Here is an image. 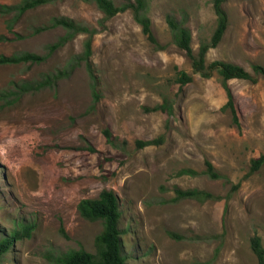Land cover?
<instances>
[{
  "label": "rangeland",
  "instance_id": "rangeland-1",
  "mask_svg": "<svg viewBox=\"0 0 264 264\" xmlns=\"http://www.w3.org/2000/svg\"><path fill=\"white\" fill-rule=\"evenodd\" d=\"M23 1L0 0V8ZM146 2L155 44L132 9L106 19L95 3L58 0L15 22L14 12L0 9V57L44 58L0 64V240L17 224L34 228L0 264H55L53 257L81 248L96 254L102 224L83 219L77 205L103 190L119 200L126 264H258L250 240L257 235L264 247V165L252 174L250 167L264 155V78L252 65L264 67V0H227L228 29L205 55L206 65L230 62L256 77V83L227 82L239 127L224 109L221 75L195 73L166 23L168 15L184 23L198 57L216 29L213 0ZM56 17L95 31L90 64L96 84L78 61L88 34L50 52L66 35L51 27ZM62 72L68 75L53 78ZM183 72L192 81L180 86ZM164 102L169 114L151 111ZM206 160L228 184L204 174ZM176 188L213 198L174 203Z\"/></svg>",
  "mask_w": 264,
  "mask_h": 264
},
{
  "label": "trees",
  "instance_id": "trees-1",
  "mask_svg": "<svg viewBox=\"0 0 264 264\" xmlns=\"http://www.w3.org/2000/svg\"><path fill=\"white\" fill-rule=\"evenodd\" d=\"M58 0H24L21 5L18 6H2L0 9L3 13L10 14L14 12V18L12 21H17L26 11L39 7L41 5L54 3ZM85 3H95L98 8L104 13L106 19L112 18L120 12L126 11L127 9H132L134 11L135 17L138 23L142 26L144 34L148 37L151 43H156L154 37L150 30V20L144 14L146 8V0H135L134 4H128L125 6H115L111 0H81ZM227 0H213V9L215 16L217 18L216 29L212 35L211 43L209 45L200 46V51L198 57L193 55L192 49L190 47L191 36L187 28L184 27L182 21H177L174 17L168 15L166 17V23L169 28L178 35V46L186 53V55L192 61V68L195 73H198L202 77H211L214 71L222 77L223 85L227 92L228 101L224 105V109H230L232 112L233 122L239 127L237 113L234 107L233 96L228 87L227 82L234 79L248 80L252 83H256V77L262 76L264 78V67L260 65H252V71L256 77L252 76L242 67L235 65L230 62L225 61H214L210 64H205V55L208 49L216 48L222 41L228 26H229V16L224 9V4ZM51 27H62L66 30V35L59 40L58 43L50 46V52L55 51L59 47L63 46L67 41L72 39L77 34H88L89 38L84 43L83 54L78 58V61H84L86 68L90 74L93 84H96V79L92 71V66L90 64V58L92 56V35L95 33L94 30H89L88 28L81 27L74 21L64 18L56 17L51 21ZM43 28L37 29L35 31H40ZM44 60L41 56L24 53L19 56H2L0 57V64H19V63H40ZM67 72L58 73L53 78H61L67 76ZM61 76V77H60ZM192 81V78L185 72L181 73L177 79L180 86H184ZM46 85L52 84V82L47 79L45 81ZM94 100L98 99V96L93 87ZM151 111H161L163 113H168V104L164 102L151 109ZM105 136L108 141L111 138L110 132L105 131ZM160 139L152 141H137L136 145L138 148H144L146 146L158 144ZM262 165H264V155L257 159L251 161L250 173L258 171ZM205 172L204 174L208 176L211 180H222L224 183L228 184V177L219 173L210 161H205ZM183 174L197 175L196 172L191 170H184ZM249 173V174H250ZM248 174V175H249ZM234 187V189H236ZM175 197L173 198L174 203H179L181 201L191 199L197 200L199 202H205L210 200L213 196L207 192L200 190H181L176 188L174 190ZM77 211L80 216L90 222H100L102 224V231L95 238V246L97 248L96 254L89 253L84 249L69 251L65 254L57 255L53 257L55 264H126V258L122 252V242H121V231L119 229V220L121 217V210L118 197L113 191L103 190L99 196L95 199H83L77 205ZM33 226L24 223L17 224L13 232L8 236L3 237L0 240V257L7 253L16 240L23 239L24 237L30 238L33 232ZM66 236V235H64ZM251 249L256 255L258 264H264V247L261 244V238L254 235L251 240Z\"/></svg>",
  "mask_w": 264,
  "mask_h": 264
}]
</instances>
